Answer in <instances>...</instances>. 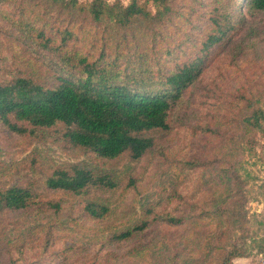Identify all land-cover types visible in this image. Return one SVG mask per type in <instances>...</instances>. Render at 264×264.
Here are the masks:
<instances>
[{"label": "rangeland", "instance_id": "374dc122", "mask_svg": "<svg viewBox=\"0 0 264 264\" xmlns=\"http://www.w3.org/2000/svg\"><path fill=\"white\" fill-rule=\"evenodd\" d=\"M80 22L72 28L78 30ZM142 26L133 32L140 39L146 36ZM248 26L259 36L246 40L242 31L205 55L198 80L169 113L168 128L142 133L152 145L140 159L125 153L96 160L79 148L15 134L0 124V188L29 184L44 201L59 202L57 211L42 214L34 209L0 213V264H219L223 250L233 246L246 256L232 264H259L264 259V143L244 117L251 107L264 111V13L250 18ZM204 54L199 44L187 42L174 61ZM0 56L3 80L19 74L52 79L42 59L1 32ZM73 163L115 181L114 189L97 194L110 209L104 222L83 213V198L44 188L54 166ZM168 215L184 217V223L160 221ZM143 223L147 227L133 240H109L112 233ZM149 240L154 246L143 258L124 256L136 241ZM108 253L121 257L110 262Z\"/></svg>", "mask_w": 264, "mask_h": 264}, {"label": "trees", "instance_id": "16d2710c", "mask_svg": "<svg viewBox=\"0 0 264 264\" xmlns=\"http://www.w3.org/2000/svg\"><path fill=\"white\" fill-rule=\"evenodd\" d=\"M262 13L264 0H128L125 5L120 0H0V32L42 59L52 77L50 82L25 74L0 78V124L15 134L79 148L96 160L125 153L140 159L152 145L142 133L168 128L169 113L198 80L205 55L242 31L246 40L259 36L248 22ZM140 25L146 31L142 39L133 34ZM187 42L199 44L204 56L174 61ZM2 69L0 56V74ZM244 123L264 143V111L251 107ZM43 186L83 198V213L104 222L110 209L97 194L116 183L110 174L73 163L54 166ZM32 209L57 211L59 202L44 201L29 184L0 188V213ZM184 220L160 219L169 226ZM146 227L112 233L109 240L131 241ZM153 244L136 241L124 256L141 259ZM245 256L233 246L223 250L219 264ZM120 257L106 255L110 262Z\"/></svg>", "mask_w": 264, "mask_h": 264}, {"label": "built area", "instance_id": "2783aa9c", "mask_svg": "<svg viewBox=\"0 0 264 264\" xmlns=\"http://www.w3.org/2000/svg\"><path fill=\"white\" fill-rule=\"evenodd\" d=\"M259 264H264V259H262Z\"/></svg>", "mask_w": 264, "mask_h": 264}]
</instances>
